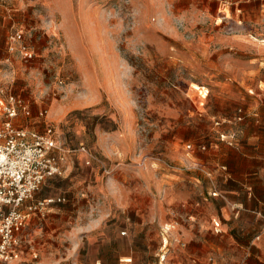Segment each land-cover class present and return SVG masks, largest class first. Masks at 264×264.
Wrapping results in <instances>:
<instances>
[{
  "label": "rangeland",
  "instance_id": "1",
  "mask_svg": "<svg viewBox=\"0 0 264 264\" xmlns=\"http://www.w3.org/2000/svg\"><path fill=\"white\" fill-rule=\"evenodd\" d=\"M9 97L16 125L50 126L68 150L31 198L60 201L10 264H156L163 229L144 222L153 180L198 175L202 212L230 189L213 176V151L230 157L246 136L264 150V0H0V101ZM192 155L200 167L184 164ZM182 183L172 180V199L193 197ZM167 213L164 230L177 228L178 209Z\"/></svg>",
  "mask_w": 264,
  "mask_h": 264
},
{
  "label": "crops",
  "instance_id": "2",
  "mask_svg": "<svg viewBox=\"0 0 264 264\" xmlns=\"http://www.w3.org/2000/svg\"><path fill=\"white\" fill-rule=\"evenodd\" d=\"M15 120L16 118L13 119V124L20 127L15 124ZM241 139L242 146L235 147L230 157L222 154L218 148L213 151L210 159L214 165H210V168L215 172L212 174L218 179V184H221V181L223 184L228 182L230 189L225 190V187H222L223 191L220 190L218 198L211 199L210 202L206 200V209L202 212L197 209L201 198L198 175L188 177L182 172L176 178V175L170 176L169 170L164 169V172L153 180L156 183V191L159 190V197L154 196L156 199L144 222L147 221L148 226H159L164 231L161 232V241L168 246L164 264H236V260H240L241 256L245 257L248 264H257V261L264 264V232L253 246L249 247L247 243L252 235L261 232L264 223V150L261 149L263 138L246 136ZM258 139L260 143H257ZM192 156L185 157L184 164L188 166L191 163L200 167V158L197 155ZM189 158L193 159V162H189ZM173 179L187 181L188 184L182 183L185 188L193 186V197L180 195L177 200L172 199L169 187ZM54 204L50 205L48 210ZM172 206L178 209L182 218L177 228L167 232L163 224L172 221L167 216ZM102 217L100 214V219ZM142 223L143 221L134 223V226L141 227ZM41 226L39 214L26 217L23 228L17 233L20 239L19 255L22 243L35 238ZM214 227L218 232L214 231ZM175 235L182 243L171 238ZM110 241L106 237H100L95 244L106 245ZM126 262L135 264L133 256L119 257L118 264ZM155 263L158 264L157 259Z\"/></svg>",
  "mask_w": 264,
  "mask_h": 264
},
{
  "label": "built area",
  "instance_id": "3",
  "mask_svg": "<svg viewBox=\"0 0 264 264\" xmlns=\"http://www.w3.org/2000/svg\"><path fill=\"white\" fill-rule=\"evenodd\" d=\"M17 115V104L12 97L6 102L0 101V264H10L18 258L17 233L26 217L43 215L47 207L60 201L55 197L34 201L31 198L45 179L62 173L68 152L56 139L52 127H46L41 133L17 127L13 124ZM86 154L91 157L87 151ZM262 232L264 224L255 239ZM159 252L158 262L164 264L168 246L163 243Z\"/></svg>",
  "mask_w": 264,
  "mask_h": 264
}]
</instances>
